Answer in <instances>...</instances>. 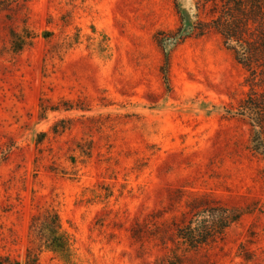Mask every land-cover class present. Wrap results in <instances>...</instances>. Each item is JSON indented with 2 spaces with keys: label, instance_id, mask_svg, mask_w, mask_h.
<instances>
[{
  "label": "rangeland",
  "instance_id": "1",
  "mask_svg": "<svg viewBox=\"0 0 264 264\" xmlns=\"http://www.w3.org/2000/svg\"><path fill=\"white\" fill-rule=\"evenodd\" d=\"M178 24L174 0H0L1 254L20 259L30 217L52 208L74 264H146L166 249L131 227L154 232L201 198L253 209L201 255L264 264V160L224 110L245 95V72L211 31L173 50L167 93L154 35ZM22 29L34 38L12 53ZM60 99L82 109L38 112ZM61 119L70 125L53 133ZM37 264L65 263L43 250Z\"/></svg>",
  "mask_w": 264,
  "mask_h": 264
},
{
  "label": "trees",
  "instance_id": "2",
  "mask_svg": "<svg viewBox=\"0 0 264 264\" xmlns=\"http://www.w3.org/2000/svg\"><path fill=\"white\" fill-rule=\"evenodd\" d=\"M174 1L178 26L159 30L154 35L162 55L159 73L166 92L171 88L169 68L173 50L190 37L203 36L211 31L219 35L223 47L244 70V84L248 87L234 106L224 107L225 116L238 118L248 126V148L264 160V0H191L190 13L180 8V0ZM10 37V50L18 53L34 35L22 29L19 32L11 30ZM42 102L37 106L42 114L61 109H82L66 99H60L50 107H45ZM59 123H64L60 130L55 128ZM68 125V120L61 119L52 125L51 130L57 133ZM186 206L189 208L187 216L165 219L154 232L143 230L138 223L131 227L130 236L135 241L150 233L158 236L166 249L163 255L146 264H217L201 252L221 241L231 224L253 210L250 205H227L201 198L188 201ZM28 235L33 246L27 247L20 259L0 253V264H37L43 250L52 252L65 264L75 263L73 239L55 209L46 208L33 214ZM236 256L248 262L253 254L244 242H240Z\"/></svg>",
  "mask_w": 264,
  "mask_h": 264
}]
</instances>
